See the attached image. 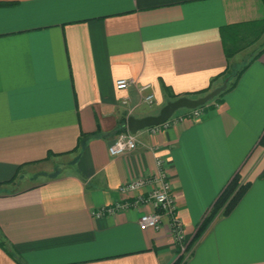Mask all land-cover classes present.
<instances>
[{"label": "crops", "instance_id": "crops-1", "mask_svg": "<svg viewBox=\"0 0 264 264\" xmlns=\"http://www.w3.org/2000/svg\"><path fill=\"white\" fill-rule=\"evenodd\" d=\"M260 43L264 0H0V264H264ZM254 46L198 120L142 130L133 152L109 155L129 117L228 87L227 66ZM158 170L183 226L181 254L166 216L139 229L151 206L94 215L146 195L157 186L119 188ZM234 176L247 190L188 248Z\"/></svg>", "mask_w": 264, "mask_h": 264}, {"label": "built area", "instance_id": "built-area-1", "mask_svg": "<svg viewBox=\"0 0 264 264\" xmlns=\"http://www.w3.org/2000/svg\"><path fill=\"white\" fill-rule=\"evenodd\" d=\"M129 86V82L126 80H118L115 83V89L126 90ZM142 88L140 91H143ZM128 99H123V103H127ZM154 98L152 95H147L143 98V102L146 104H152ZM203 108H197L194 110H185V113L181 116H172L168 121L160 126H154L147 128L150 134L156 135L162 129H167L178 122L184 120H198L201 116ZM137 140L135 135L129 133L127 128L122 131L114 140V142L108 147V153L112 157L122 156L133 152L136 149ZM157 166H161L160 160L156 162ZM147 186H157L149 191L146 195H137L130 201H124L122 203H116L112 207L102 208L94 213L96 218L102 217L105 214H114L116 211L138 210L141 207L151 206L152 211L143 213L138 219V227L140 230H157L160 228L163 216L168 219V226L170 230V237L178 248L179 253H183L185 246V235L183 232V226L174 214L173 200L170 194V186L166 180V173L163 170H158L153 177L147 179H139L131 181L126 185L119 188L121 194L139 192Z\"/></svg>", "mask_w": 264, "mask_h": 264}, {"label": "trees", "instance_id": "trees-1", "mask_svg": "<svg viewBox=\"0 0 264 264\" xmlns=\"http://www.w3.org/2000/svg\"><path fill=\"white\" fill-rule=\"evenodd\" d=\"M262 52H264V50H261L259 52V54L256 56V59L258 58V56ZM231 53H232V51H230V52L227 51V59H229ZM229 71L230 70H228V66H227L226 70L223 73V77L226 80L228 79V77L230 75V72ZM242 71H243V69L233 75L234 76V80H233V82L231 84L228 85V87H227L226 90L232 88L235 85V83H236L238 77L240 76V74L242 73ZM219 96H217L216 98H214L212 101L208 102L205 106L217 102ZM205 106H203L202 108H204ZM123 130H124V127H123V129L121 131H123ZM261 144H264V137L261 138ZM247 188H248V185H242V184H240L239 177L238 176H234L231 179V181L227 184V186L223 189V191L220 193V195L216 199L215 203L212 206V209H211L209 215L204 219V221L201 223V225L197 229V232H196L194 238L192 239V241L189 243L188 248H190L192 246V244L196 240L199 239V237L205 231V229L207 228V226L210 224V222L217 215L226 216V215H228L232 211V209L235 207V205L237 204V202L243 196V194L245 193V191L247 190ZM181 261H182V256L179 257L173 264H181Z\"/></svg>", "mask_w": 264, "mask_h": 264}, {"label": "water", "instance_id": "water-1", "mask_svg": "<svg viewBox=\"0 0 264 264\" xmlns=\"http://www.w3.org/2000/svg\"><path fill=\"white\" fill-rule=\"evenodd\" d=\"M227 84L211 90L199 98H189L186 96L179 97L176 100L167 102L158 112L157 115L146 116L143 118L129 117L127 119V130L130 134L136 135L138 132L150 127L160 126L168 121L178 110H194L205 106L208 102L219 96Z\"/></svg>", "mask_w": 264, "mask_h": 264}, {"label": "rangeland", "instance_id": "rangeland-1", "mask_svg": "<svg viewBox=\"0 0 264 264\" xmlns=\"http://www.w3.org/2000/svg\"><path fill=\"white\" fill-rule=\"evenodd\" d=\"M259 45H264V44H262V43H260ZM258 46V45H257ZM253 47V48H251L250 47V49L249 50H246L245 52H242V53H240L239 55H237L233 60H232V65L234 66L233 67V69L231 70V74L229 75V77H228V79H227V82L229 83V84H231L232 82H233V80H234V74H235V72H237L238 70H240V66H244V64L246 63V61H247V59L249 58V57H247V55H249V54H252L253 53V51H255L258 47ZM180 111H182V110H178L176 113H178V112H180ZM127 128V127H126ZM125 128V129H126ZM124 129V130H125ZM123 130V131H124ZM196 234V233H195ZM194 234V235H195ZM186 246V245H185Z\"/></svg>", "mask_w": 264, "mask_h": 264}]
</instances>
